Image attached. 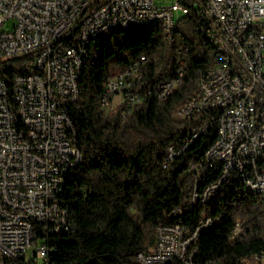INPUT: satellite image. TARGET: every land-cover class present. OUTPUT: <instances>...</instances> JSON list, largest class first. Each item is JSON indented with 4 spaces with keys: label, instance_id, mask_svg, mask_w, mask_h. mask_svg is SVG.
<instances>
[{
    "label": "built area",
    "instance_id": "obj_1",
    "mask_svg": "<svg viewBox=\"0 0 264 264\" xmlns=\"http://www.w3.org/2000/svg\"><path fill=\"white\" fill-rule=\"evenodd\" d=\"M102 1L0 0V28L15 22L12 31L0 32V59L33 55V66H42V73L17 75L10 83L0 77V264L28 260L30 251L46 261L51 249L45 236L69 230L55 199H60L58 189H64V160L76 153V169L82 154L66 104L75 98V64L82 50L91 48L88 37L108 26L162 20L169 30L190 14L191 6L198 9L218 42L220 59L205 75L198 99L179 118L216 114L217 137L205 159L219 162L223 170L218 183L195 199L208 202L221 181H232L236 174L250 176L251 190L264 191V121L257 108V93H264V0ZM72 40L71 47L63 46ZM146 63L142 56L109 80L101 108H110L120 96L125 119L146 101L152 95L141 72ZM181 76L159 87L157 100H166ZM175 156L171 150L169 158ZM213 224L205 218L195 229L181 223L157 227L153 250L138 253L136 262L200 264L198 239Z\"/></svg>",
    "mask_w": 264,
    "mask_h": 264
},
{
    "label": "trees",
    "instance_id": "obj_2",
    "mask_svg": "<svg viewBox=\"0 0 264 264\" xmlns=\"http://www.w3.org/2000/svg\"><path fill=\"white\" fill-rule=\"evenodd\" d=\"M190 8L172 40L155 27L113 34L90 49L79 98L66 104L82 154L60 196L69 230L45 236L48 260L32 257L18 264H138V253L153 250L157 227L181 223L195 229L205 218L214 224L199 236L200 264H247L264 257V200L243 181H221L208 202L195 199L222 175L219 162L205 159L217 137V116L183 119L177 113L198 90L201 74L219 63L220 51L198 9ZM142 56L147 63L141 72L152 95L125 119L122 106L117 112L101 108L108 81ZM33 64V55L0 59V77L10 83L17 75H31ZM180 73L173 93L157 100L156 90ZM257 99L264 121V93Z\"/></svg>",
    "mask_w": 264,
    "mask_h": 264
},
{
    "label": "bare ground",
    "instance_id": "obj_3",
    "mask_svg": "<svg viewBox=\"0 0 264 264\" xmlns=\"http://www.w3.org/2000/svg\"><path fill=\"white\" fill-rule=\"evenodd\" d=\"M158 28L161 33L166 36L167 38L172 37L175 28H170L169 30L165 29L164 22L162 20H152V21H145V22H136L134 24L129 25H123V26H108L106 27L105 32H94L91 36L88 37V47H93L98 45L101 41L108 40L113 34L120 33V32H128V31H137V30H148L151 28ZM215 44L218 45V42H216L215 37H212ZM89 50H82L81 56H79L77 60V64H75V72H74V85H75V98H73V101H77L79 98V85L83 74L84 69V63L86 59L88 58V54L90 52ZM34 71L32 73H42V66H33ZM211 69L206 70L201 74L199 87L196 93L192 96V98L188 101L187 104H185L183 107H181L177 113V116L179 117V113H185L186 109H189V105H191L192 100L198 99V93H201L203 91V88H205V75L211 74ZM161 87H165V84H163ZM73 162H76V153H69V159L64 160V165L61 166V175H64L63 180V188L66 183V179L68 177V172L74 169ZM232 180H241L243 183H245L246 188L253 193L256 196L261 197L264 200V191L262 190H251V181L250 176H243V174H236L234 176V179ZM64 189H58V198L63 194ZM55 208H62L60 206V199H55ZM61 217L62 221L65 222L66 228L68 227V213L66 209H61ZM161 227V226H160ZM211 227H205L202 231L209 229ZM214 264V263H209Z\"/></svg>",
    "mask_w": 264,
    "mask_h": 264
},
{
    "label": "rangeland",
    "instance_id": "obj_4",
    "mask_svg": "<svg viewBox=\"0 0 264 264\" xmlns=\"http://www.w3.org/2000/svg\"><path fill=\"white\" fill-rule=\"evenodd\" d=\"M96 2H100V3H104L102 0H95ZM15 25L14 20H10L6 23V25L2 28H0V32H10L13 30V27ZM121 97L118 96L116 97V99L114 100L112 106L110 107V109L113 112H117L119 109V107L121 106ZM109 109V108H108ZM33 251H30L28 253V258L32 257ZM247 264H264V258L263 259H257V260H252V261H248Z\"/></svg>",
    "mask_w": 264,
    "mask_h": 264
}]
</instances>
